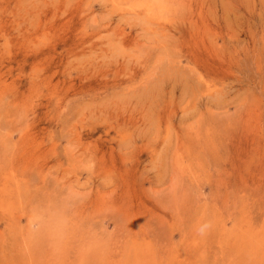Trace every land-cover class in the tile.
<instances>
[{
	"label": "rangeland",
	"instance_id": "obj_1",
	"mask_svg": "<svg viewBox=\"0 0 264 264\" xmlns=\"http://www.w3.org/2000/svg\"><path fill=\"white\" fill-rule=\"evenodd\" d=\"M0 264H264V0H0Z\"/></svg>",
	"mask_w": 264,
	"mask_h": 264
}]
</instances>
